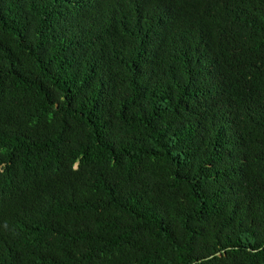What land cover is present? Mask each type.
<instances>
[{
    "label": "trees",
    "instance_id": "1",
    "mask_svg": "<svg viewBox=\"0 0 264 264\" xmlns=\"http://www.w3.org/2000/svg\"><path fill=\"white\" fill-rule=\"evenodd\" d=\"M0 264H264V0H0Z\"/></svg>",
    "mask_w": 264,
    "mask_h": 264
}]
</instances>
